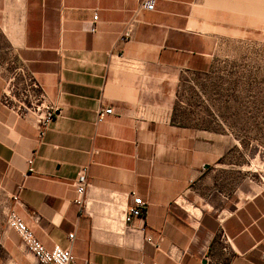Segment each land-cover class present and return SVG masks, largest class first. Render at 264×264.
<instances>
[{
	"label": "crops",
	"instance_id": "crops-1",
	"mask_svg": "<svg viewBox=\"0 0 264 264\" xmlns=\"http://www.w3.org/2000/svg\"><path fill=\"white\" fill-rule=\"evenodd\" d=\"M139 5L0 0V97L19 69L55 109L39 136L0 103V264H39L6 228L8 211L72 264H264V184L236 197L220 191L226 148L214 133L169 121L181 78L211 70L217 40L264 22V0ZM81 167L85 212L73 185ZM131 196L144 207L124 225Z\"/></svg>",
	"mask_w": 264,
	"mask_h": 264
},
{
	"label": "rangeland",
	"instance_id": "rangeland-1",
	"mask_svg": "<svg viewBox=\"0 0 264 264\" xmlns=\"http://www.w3.org/2000/svg\"><path fill=\"white\" fill-rule=\"evenodd\" d=\"M169 121L214 133L217 148H226L220 191L236 197L264 184V22L217 40L211 70L176 86Z\"/></svg>",
	"mask_w": 264,
	"mask_h": 264
},
{
	"label": "built area",
	"instance_id": "built-area-1",
	"mask_svg": "<svg viewBox=\"0 0 264 264\" xmlns=\"http://www.w3.org/2000/svg\"><path fill=\"white\" fill-rule=\"evenodd\" d=\"M154 7V0H140L139 9L145 11H152ZM97 20L96 12L91 15V28L90 32L94 31V24ZM130 25L127 26V30ZM128 32V31H127ZM119 41H124L123 38H119ZM0 103L9 112L15 114L17 118L25 120V117L29 116L31 121V127L42 135L44 130L50 124L55 117V109L45 102L44 96L40 91L39 86L35 81L27 74L17 69L8 79L4 90L1 93ZM111 113V109H102L97 112L96 122L99 123L103 120L105 115ZM27 119V118H26ZM30 164V161L27 162ZM75 188V204L79 206L82 212H85V193L88 187L86 181V168H78L73 180ZM131 202L127 208L121 210L118 217L119 221L127 225L133 219H139L141 217V211L144 207V203L138 197L131 196ZM15 200V198H14ZM109 204L113 207L118 206V199L116 196H109ZM5 226L12 231L20 240L21 244L25 247L27 252L33 256V258L39 264H72L73 257L68 250L59 247L58 245L52 246L50 250L45 249L31 234V232L25 227L24 223L16 216L13 211H8L5 216ZM139 231H143L142 227L138 228ZM67 240H72V234L66 235ZM221 241L229 246V239L225 234L221 233ZM145 242L150 243L151 238L145 237Z\"/></svg>",
	"mask_w": 264,
	"mask_h": 264
}]
</instances>
